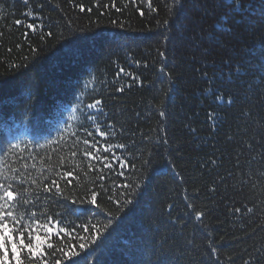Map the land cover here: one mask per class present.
Wrapping results in <instances>:
<instances>
[{
	"label": "trees",
	"instance_id": "trees-1",
	"mask_svg": "<svg viewBox=\"0 0 264 264\" xmlns=\"http://www.w3.org/2000/svg\"><path fill=\"white\" fill-rule=\"evenodd\" d=\"M150 3L0 0V178L70 233L49 264H264V0Z\"/></svg>",
	"mask_w": 264,
	"mask_h": 264
},
{
	"label": "snow or ice",
	"instance_id": "snow-or-ice-1",
	"mask_svg": "<svg viewBox=\"0 0 264 264\" xmlns=\"http://www.w3.org/2000/svg\"><path fill=\"white\" fill-rule=\"evenodd\" d=\"M27 3V0H25ZM186 0H172V4L178 8V10H182L184 3ZM99 6V5H97ZM115 7V4L112 5ZM80 11L83 12L84 8L83 6H79ZM105 8L108 7L107 4L104 5ZM149 7L151 8L152 12H156L157 9L151 6L150 0H149ZM117 11H120L119 8L116 9ZM89 12L92 11L91 8L88 9ZM169 14H172L173 7L169 6L168 8ZM102 15L104 13H101ZM142 16L144 13L141 11L140 13ZM16 24L23 23L20 20L15 21ZM113 23H116V21H113ZM169 23L168 20L164 21V24L167 25ZM221 26L223 27V23L221 22ZM122 27V25H121ZM27 28L31 29L33 32L36 31V26L32 23L27 24ZM223 30L225 32H230L231 28L229 27H223ZM47 35L51 36L52 33L49 32ZM41 40L44 39V36L42 35L40 37ZM33 51H36V49H32ZM160 56H165V53L162 51L160 52ZM237 71H239V65H237L236 68ZM121 72L124 70L121 69ZM164 71V68H161V72ZM170 79V77H169ZM118 91H122V89H118ZM101 100H95L94 103L88 104L87 107L89 109L98 108L101 105ZM161 116H164L165 113L163 111L160 112ZM89 120H92L95 126V131L100 137L106 138L108 136V132L103 131L100 127V125L96 122L95 117L89 116L87 117ZM109 129H111L112 124L109 123L107 125ZM89 136L92 135L91 132L88 133ZM85 145H90L92 142H90L88 139H85L83 141ZM12 148L17 147V145H12ZM113 147L116 148H125L126 145L119 144V145H106L104 148L105 152H109L112 150ZM73 156L76 155L75 152L72 153ZM86 156L91 157L92 152L86 151ZM107 159V157H105ZM116 162L120 164L121 167H127L128 165L121 160L119 157H116ZM110 167V165H109ZM132 167H135V165H132ZM16 170L13 169V172ZM64 177H67L69 175H72L71 172H64ZM123 175V173H121ZM47 179V177H45ZM100 179H103V177H100ZM11 180L19 181V183H23L22 180L19 179V177L14 176L12 178L8 177H2L0 178V264H49V262L44 258L45 257V245L47 249H54L53 243H51V237L53 234L59 237L60 233H65V235H70L69 232H66L65 228L59 227L57 228L56 232H53V229L56 228V224L53 223V217L48 216L47 221H42L38 218L36 211H30L28 209L29 205H33V201L31 199H26L25 195L29 191L27 188L24 189L23 192L19 191L16 185L11 182ZM8 181V182H6ZM33 184H36L37 182L35 180L32 181ZM70 183V182H69ZM44 190L46 192H51L52 187H55L57 191L59 192V184L56 180L51 181V187L48 184L43 185ZM125 188L132 187L131 185H123ZM127 195V194H125ZM97 196L98 193L96 191H91L90 198L88 200L89 203L96 205L97 203ZM111 200L112 197H109ZM119 203V201H117ZM132 200L125 199L124 204H131ZM189 208H192V205H188ZM121 208H123V205H121ZM236 212L240 211V208L235 209ZM247 211L251 213L253 211L252 208H248ZM41 216L44 214L41 213ZM203 215L202 212L197 211L196 217L199 219ZM112 219H109L107 223L103 225V229L107 230L112 225ZM58 223V222H57ZM52 224V226H49ZM44 232V235H41V232ZM84 231L88 232L89 227L87 225L84 226ZM92 231L96 233V235H92L91 237L85 238L90 239L93 243L97 241L98 238V230L95 226H92ZM69 245L65 243V247H68ZM79 247L81 249H84L87 247V243H80ZM55 251H59L62 253L63 256H68L69 252H66L64 248H55V250L52 252V255H55ZM22 253L27 254V261L25 259H22ZM213 255L217 254V249L215 247L212 248ZM71 255H76L75 251L73 250L71 252ZM231 259V258H229ZM55 264H62V261L60 259L55 260ZM244 264H250L248 260L244 261Z\"/></svg>",
	"mask_w": 264,
	"mask_h": 264
}]
</instances>
